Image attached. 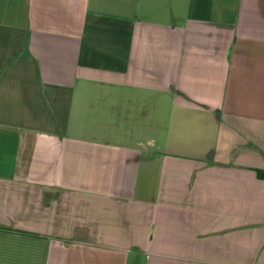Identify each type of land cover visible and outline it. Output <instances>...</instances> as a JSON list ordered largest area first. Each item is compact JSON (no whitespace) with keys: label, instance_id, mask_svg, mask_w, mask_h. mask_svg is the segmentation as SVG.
I'll use <instances>...</instances> for the list:
<instances>
[{"label":"crops","instance_id":"crops-1","mask_svg":"<svg viewBox=\"0 0 264 264\" xmlns=\"http://www.w3.org/2000/svg\"><path fill=\"white\" fill-rule=\"evenodd\" d=\"M256 169L264 0H0V264H264Z\"/></svg>","mask_w":264,"mask_h":264},{"label":"trees","instance_id":"trees-1","mask_svg":"<svg viewBox=\"0 0 264 264\" xmlns=\"http://www.w3.org/2000/svg\"><path fill=\"white\" fill-rule=\"evenodd\" d=\"M256 173L257 175L260 177V178H263L264 177V169H256ZM2 229H8V230H12L10 228H6V227H0ZM25 233V232H23Z\"/></svg>","mask_w":264,"mask_h":264}]
</instances>
